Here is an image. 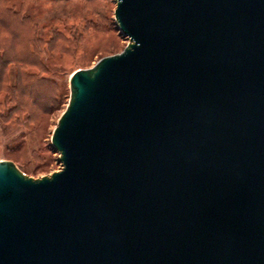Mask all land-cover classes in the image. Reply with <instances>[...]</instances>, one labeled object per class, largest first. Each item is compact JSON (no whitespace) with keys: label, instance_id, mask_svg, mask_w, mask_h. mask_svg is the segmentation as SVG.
<instances>
[{"label":"water","instance_id":"1","mask_svg":"<svg viewBox=\"0 0 264 264\" xmlns=\"http://www.w3.org/2000/svg\"><path fill=\"white\" fill-rule=\"evenodd\" d=\"M113 2L59 170L0 160V264H264V0Z\"/></svg>","mask_w":264,"mask_h":264},{"label":"rangeland","instance_id":"2","mask_svg":"<svg viewBox=\"0 0 264 264\" xmlns=\"http://www.w3.org/2000/svg\"><path fill=\"white\" fill-rule=\"evenodd\" d=\"M4 1L16 11L32 17L45 38L49 27L60 29L66 35L81 33L73 51L55 53L46 61L47 76L56 81L61 90L56 105L38 120L0 118V160H10L22 172L38 179L60 168L58 153L52 147L50 137L68 100L69 74L79 68L91 67L103 56L120 52L127 40L116 29L113 0H98L96 6L85 0H0ZM90 20H100L102 24L90 23L88 26Z\"/></svg>","mask_w":264,"mask_h":264},{"label":"trees","instance_id":"3","mask_svg":"<svg viewBox=\"0 0 264 264\" xmlns=\"http://www.w3.org/2000/svg\"><path fill=\"white\" fill-rule=\"evenodd\" d=\"M85 1L98 5V0ZM87 23L102 24L100 20ZM80 35L49 27L45 38L32 17L16 11L7 1L0 2V118L38 120L56 105L61 90L47 76L46 61L55 53L73 51Z\"/></svg>","mask_w":264,"mask_h":264}]
</instances>
